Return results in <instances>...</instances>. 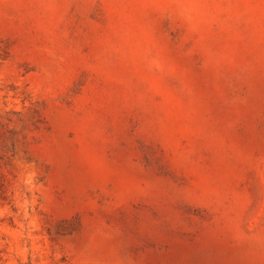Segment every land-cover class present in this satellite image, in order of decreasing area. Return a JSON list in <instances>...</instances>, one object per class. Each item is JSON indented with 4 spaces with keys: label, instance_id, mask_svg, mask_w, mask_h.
<instances>
[{
    "label": "rangeland",
    "instance_id": "rangeland-1",
    "mask_svg": "<svg viewBox=\"0 0 264 264\" xmlns=\"http://www.w3.org/2000/svg\"><path fill=\"white\" fill-rule=\"evenodd\" d=\"M0 264H264V0H0Z\"/></svg>",
    "mask_w": 264,
    "mask_h": 264
}]
</instances>
